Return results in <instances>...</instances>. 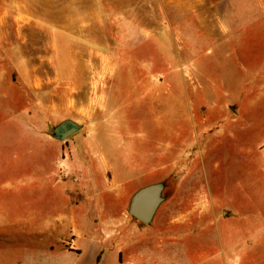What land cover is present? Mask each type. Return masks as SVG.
Here are the masks:
<instances>
[{
  "label": "rangeland",
  "instance_id": "374dc122",
  "mask_svg": "<svg viewBox=\"0 0 264 264\" xmlns=\"http://www.w3.org/2000/svg\"><path fill=\"white\" fill-rule=\"evenodd\" d=\"M160 2L0 0V264H95L69 228L87 212L64 194L68 146L91 154L84 178L105 204L88 206L89 224L106 239L137 222L130 199L155 182L159 225L208 224L204 239L159 246L155 225L137 226L153 240L135 264H207L214 220L231 215L243 227L227 245L264 248V23L178 29ZM65 119L81 128L58 140L49 128Z\"/></svg>",
  "mask_w": 264,
  "mask_h": 264
},
{
  "label": "crops",
  "instance_id": "0c3cea01",
  "mask_svg": "<svg viewBox=\"0 0 264 264\" xmlns=\"http://www.w3.org/2000/svg\"><path fill=\"white\" fill-rule=\"evenodd\" d=\"M160 3L163 22L178 29L203 28L208 24L211 28L229 30L234 26H257L259 23H264V0H161ZM218 41L216 40L215 43ZM215 43L213 42V44ZM90 155L89 150L82 146L80 148L68 146L69 182L68 187L64 188V194L74 208V213L81 211L82 207L85 206L87 213L84 222L78 225L70 224L69 228L75 226L81 229L80 236L85 239L88 245L93 247V262L95 264H135L137 262L136 254H139L140 259L142 258L141 261L145 260L152 251L150 243L153 238L147 239L144 236L145 232L136 230L137 226L148 225L152 227L155 225L157 232H155L156 237H154L158 240H155L158 242V246L159 239L166 238L168 241H176L180 238L204 239L209 234L206 231L208 224L196 228L193 223L188 224L190 218L186 216L179 217L167 214L168 219L166 220L168 222L163 226L159 225L155 219H152L150 224H141L135 218L137 222H130L126 219L118 226L112 238L106 239L104 229L100 230L89 224L88 206L90 204L100 205L101 202L99 201L100 194L96 178H84L86 170H89L91 165ZM101 204L105 203L101 202ZM73 214L70 220H73ZM232 216L234 215L214 220L221 243L217 250L208 257L207 264H264V261L259 262V259L262 258L263 244L255 243L246 248L227 245L229 238L234 237L236 232L243 227L241 223L235 224L233 222L232 224ZM253 221L246 219L245 224L253 223ZM208 223L210 226V222ZM193 249L200 251L202 244L196 243ZM60 251L73 253L79 252V249L72 244L68 245V249L60 248ZM163 264H168V262Z\"/></svg>",
  "mask_w": 264,
  "mask_h": 264
},
{
  "label": "water",
  "instance_id": "95a60500",
  "mask_svg": "<svg viewBox=\"0 0 264 264\" xmlns=\"http://www.w3.org/2000/svg\"><path fill=\"white\" fill-rule=\"evenodd\" d=\"M81 125L71 119H65L49 128L51 135L58 140H66L76 133ZM162 182L150 183L140 187L130 199L128 212L141 224H147L153 219L159 205L165 199Z\"/></svg>",
  "mask_w": 264,
  "mask_h": 264
}]
</instances>
